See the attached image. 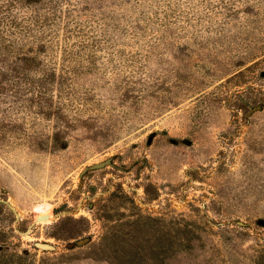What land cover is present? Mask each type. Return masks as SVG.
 <instances>
[{"label": "rangeland", "instance_id": "1", "mask_svg": "<svg viewBox=\"0 0 264 264\" xmlns=\"http://www.w3.org/2000/svg\"><path fill=\"white\" fill-rule=\"evenodd\" d=\"M0 264H264V0H0Z\"/></svg>", "mask_w": 264, "mask_h": 264}, {"label": "water", "instance_id": "2", "mask_svg": "<svg viewBox=\"0 0 264 264\" xmlns=\"http://www.w3.org/2000/svg\"><path fill=\"white\" fill-rule=\"evenodd\" d=\"M36 218H37V220H43V219H46L47 216L46 215H38Z\"/></svg>", "mask_w": 264, "mask_h": 264}, {"label": "bare ground", "instance_id": "3", "mask_svg": "<svg viewBox=\"0 0 264 264\" xmlns=\"http://www.w3.org/2000/svg\"><path fill=\"white\" fill-rule=\"evenodd\" d=\"M47 204V203H46ZM38 206V205H37ZM37 208V207H36ZM38 211V210H37ZM36 212V211H35ZM44 213V212H43ZM41 215H46L47 216V218L46 219H48L49 217H48V214H41Z\"/></svg>", "mask_w": 264, "mask_h": 264}]
</instances>
